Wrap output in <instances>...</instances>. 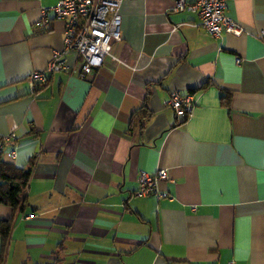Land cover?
Here are the masks:
<instances>
[{
  "label": "crops",
  "instance_id": "obj_1",
  "mask_svg": "<svg viewBox=\"0 0 264 264\" xmlns=\"http://www.w3.org/2000/svg\"><path fill=\"white\" fill-rule=\"evenodd\" d=\"M57 1L0 0L2 156L32 166L5 264H264V0H228L221 37L173 0H126L117 61L33 87L64 48V21L35 27ZM175 89L195 95L187 120ZM159 169L169 196L136 195Z\"/></svg>",
  "mask_w": 264,
  "mask_h": 264
},
{
  "label": "built area",
  "instance_id": "obj_2",
  "mask_svg": "<svg viewBox=\"0 0 264 264\" xmlns=\"http://www.w3.org/2000/svg\"><path fill=\"white\" fill-rule=\"evenodd\" d=\"M126 0H58L56 4L42 9V16L35 22V27L41 30L51 28L52 19L64 21V48L56 50L47 66L34 70L28 77L33 87L43 86L49 81L50 75L59 71H69L77 68L81 77H86L104 64L106 57L113 61L119 58L115 53V45L121 42L122 35V5ZM175 11H191L198 14L201 27L212 36L221 37L225 32L238 28V23L227 14L228 0H173ZM196 24V25H198ZM263 38V32L259 33ZM73 54L76 63H71L68 56ZM241 62V58H237ZM74 66V67H73ZM167 104L172 106L179 120H187L195 105L193 92L172 90ZM14 132L2 136L0 153L5 142L14 138ZM166 169L154 173L142 171L139 175L138 196L155 194L158 198L169 196L161 191L158 184L168 179ZM27 218L29 216H26ZM229 264H235L232 260Z\"/></svg>",
  "mask_w": 264,
  "mask_h": 264
},
{
  "label": "trees",
  "instance_id": "obj_3",
  "mask_svg": "<svg viewBox=\"0 0 264 264\" xmlns=\"http://www.w3.org/2000/svg\"><path fill=\"white\" fill-rule=\"evenodd\" d=\"M1 138L2 136H0V140ZM31 175L32 166L28 168L19 167L15 163L6 161L0 153V204L9 205L12 208V216L0 222V236L3 239L0 264H5L6 246L15 216L25 209Z\"/></svg>",
  "mask_w": 264,
  "mask_h": 264
}]
</instances>
